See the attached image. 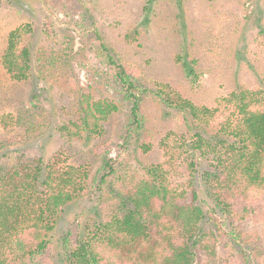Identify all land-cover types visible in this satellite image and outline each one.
<instances>
[{
	"label": "trees",
	"instance_id": "trees-1",
	"mask_svg": "<svg viewBox=\"0 0 264 264\" xmlns=\"http://www.w3.org/2000/svg\"><path fill=\"white\" fill-rule=\"evenodd\" d=\"M0 3L12 6V0ZM43 32L56 38L49 17ZM33 34L31 23L9 34L2 65L14 82L31 78ZM96 35L102 79L130 107L121 152L142 130L148 94L182 113L189 131L169 132L160 143L163 160L144 168L139 179L124 176L126 160L121 152L113 156L118 145L105 138L106 123L120 107L81 93L70 125L57 131L69 142L95 140L91 154L100 166L93 175L92 164L73 165L59 151L47 162L0 167V264H60L53 235L64 208L98 193H109V220L86 226L85 233L81 223L73 224L61 241L62 264H264V79L218 99L216 107L197 105L166 84L151 83L141 66ZM65 57L40 56L41 74L66 82L73 65ZM17 124L0 110L4 129ZM46 127L44 119L32 130ZM113 181L116 196L109 189Z\"/></svg>",
	"mask_w": 264,
	"mask_h": 264
},
{
	"label": "rangeland",
	"instance_id": "rangeland-1",
	"mask_svg": "<svg viewBox=\"0 0 264 264\" xmlns=\"http://www.w3.org/2000/svg\"><path fill=\"white\" fill-rule=\"evenodd\" d=\"M48 17L56 30L54 39L43 32ZM29 23L34 25L30 42L32 74L29 81L18 83L4 70L2 57L9 34ZM97 32L128 62L141 66L151 83L166 84L197 105L216 107L218 99L242 88H254L264 79V0H12V6L0 3V110L13 115L19 123L8 130L0 125V167L36 160L47 162L64 151L73 165L92 164L94 175L100 166L91 154L96 141L69 142L57 131L58 126L70 125L81 93L88 92L112 99L120 107L106 123L105 138L118 145L112 150L113 156L121 152L119 145L124 143L130 107L102 79L100 71L104 67L98 57ZM62 53L68 55L65 58L73 68L67 70L66 82L57 83L41 74L39 58ZM152 87L146 84L147 89ZM144 111L142 130L129 141L126 153L121 152L128 166L124 176L136 179L143 175L144 168L163 160L160 143L169 132L189 131L182 113L154 101L151 94L145 96ZM44 119L49 127L32 130L38 129ZM114 182L117 184L113 181L109 189L116 196L119 186ZM108 194L98 193L64 208L53 235L60 264L61 241L73 224L81 223L85 233L86 226L109 220L112 201ZM259 226L264 227V222ZM201 258V262L207 259L205 255Z\"/></svg>",
	"mask_w": 264,
	"mask_h": 264
}]
</instances>
